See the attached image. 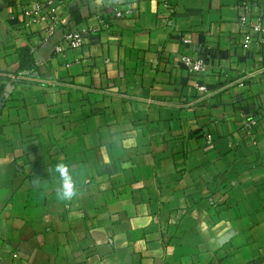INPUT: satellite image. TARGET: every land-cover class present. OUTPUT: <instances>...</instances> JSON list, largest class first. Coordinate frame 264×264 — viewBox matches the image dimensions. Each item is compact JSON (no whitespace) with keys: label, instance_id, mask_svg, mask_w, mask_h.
I'll return each mask as SVG.
<instances>
[{"label":"crops","instance_id":"obj_1","mask_svg":"<svg viewBox=\"0 0 264 264\" xmlns=\"http://www.w3.org/2000/svg\"><path fill=\"white\" fill-rule=\"evenodd\" d=\"M167 2L0 0V264H264V0Z\"/></svg>","mask_w":264,"mask_h":264},{"label":"built area","instance_id":"obj_2","mask_svg":"<svg viewBox=\"0 0 264 264\" xmlns=\"http://www.w3.org/2000/svg\"><path fill=\"white\" fill-rule=\"evenodd\" d=\"M168 0H160L162 4H164V7L167 6ZM53 2V1H52ZM49 2V6H51V3ZM49 10L47 11V14L49 16V20L51 21L50 26L47 29L48 35H51L55 29L56 26V17L53 13V10L51 7H48ZM250 8L251 6L248 3H243L242 12L240 13L238 24L242 28L245 29V32L243 34L242 38V47L244 49H248L252 45L253 36L252 35H261L264 37V27H262L259 23H252L249 19L250 15ZM41 9L40 6H35V10ZM116 17H119L120 14L116 13ZM64 40L67 44V46L70 49H78L80 48L84 42H85V36L84 33L81 31L71 30L68 31L65 36ZM183 64L185 67L194 75H201L204 71V61L202 59L198 60H192L188 58L182 59Z\"/></svg>","mask_w":264,"mask_h":264},{"label":"clouds","instance_id":"obj_3","mask_svg":"<svg viewBox=\"0 0 264 264\" xmlns=\"http://www.w3.org/2000/svg\"><path fill=\"white\" fill-rule=\"evenodd\" d=\"M55 172L58 173L59 187L56 190L58 200L70 202L76 198L80 193L77 187V181L74 179L73 173L69 170V165L60 162L55 165ZM34 188H39V177L32 181Z\"/></svg>","mask_w":264,"mask_h":264},{"label":"water","instance_id":"obj_4","mask_svg":"<svg viewBox=\"0 0 264 264\" xmlns=\"http://www.w3.org/2000/svg\"><path fill=\"white\" fill-rule=\"evenodd\" d=\"M8 90V89H7Z\"/></svg>","mask_w":264,"mask_h":264}]
</instances>
